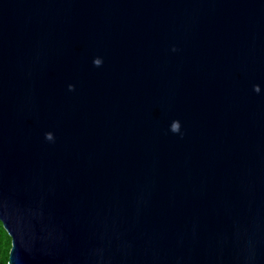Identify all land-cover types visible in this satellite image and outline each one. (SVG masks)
Segmentation results:
<instances>
[{
	"label": "water",
	"instance_id": "95a60500",
	"mask_svg": "<svg viewBox=\"0 0 264 264\" xmlns=\"http://www.w3.org/2000/svg\"><path fill=\"white\" fill-rule=\"evenodd\" d=\"M9 264H264V0H0Z\"/></svg>",
	"mask_w": 264,
	"mask_h": 264
},
{
	"label": "trees",
	"instance_id": "16d2710c",
	"mask_svg": "<svg viewBox=\"0 0 264 264\" xmlns=\"http://www.w3.org/2000/svg\"><path fill=\"white\" fill-rule=\"evenodd\" d=\"M12 246V238L4 228L0 220V264H9V254Z\"/></svg>",
	"mask_w": 264,
	"mask_h": 264
}]
</instances>
